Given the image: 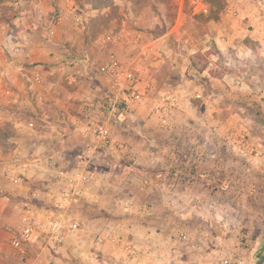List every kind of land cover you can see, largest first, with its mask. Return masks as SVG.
<instances>
[{
	"label": "rangeland",
	"instance_id": "rangeland-1",
	"mask_svg": "<svg viewBox=\"0 0 264 264\" xmlns=\"http://www.w3.org/2000/svg\"><path fill=\"white\" fill-rule=\"evenodd\" d=\"M53 1L54 0H52V4L56 2ZM225 1L227 3V6L236 4V0ZM246 1L252 4L256 0ZM106 2H109V7L106 8L107 12L104 10V8L100 9L104 7L103 5L106 4ZM205 2L208 4V12L195 15L190 0H184L183 3L180 0H125L124 6H122V4H115L116 0H101L100 4H96L98 9L86 8V5L82 7L83 12H86L90 9L94 11L91 18L95 19V21L93 20L94 25L90 26L89 24V26H85L89 29L95 28L93 29L94 33H92L91 30V36L93 34V36H95V33L99 31L100 27H104L103 29L112 28V36H106V40L111 41L112 38H116L117 36H119L122 27H125L124 33L127 36L126 38H123L125 47L128 46L126 44L128 40H132V42H135L137 41V39H140L139 36H143V38L138 41V43L140 44V42H144L150 37H160L166 32H169L170 29L174 27L173 34L172 36H170L171 38L168 41L167 46L171 50V54L176 53L177 56V60L174 59V55H172L169 59H174L171 60L172 63H175V61H177L179 67L174 68L177 63L173 65L171 63H167L166 65H164L161 70L162 74L164 75L163 80H159L160 83L157 82L156 87L154 86L151 89H143V79H140L138 72L135 73L133 71L137 80L136 87L142 91H146V96L148 97L147 100L136 104H124L116 101L115 96H113L111 92L109 84L108 91L103 96L101 106L96 107V105L90 104L86 109L82 110L84 114L83 119H85V121L87 120V123L85 126L81 127L80 130V125L76 124L73 126L71 124L70 120L67 118L66 112L62 108V104L50 106L48 104L46 105V103H43L44 106H42L41 108H37L35 106L34 103L37 102L35 98L36 94L34 96V93H36L38 86L40 89V86L44 84L42 74H40L39 72H31V69L33 70L37 63L29 64L19 61V57L16 55H19L23 51L26 52V45L21 46L19 44L20 46L15 47L19 49V52L16 53V55H14L15 53L12 50L14 47L8 48L5 46V43H7L9 39L16 44L21 42L19 41V39H16V31L14 29L18 30V25H20L18 20L21 17V14L25 7L24 0H0V35H5V30L2 28V25H8L9 31L12 30V34L15 32V37L13 38L0 39V98L5 99L4 101H8V105H10L7 106L5 117H7V119L14 120V118L17 117V112L19 111L21 117L20 119L24 124V131H20V133L23 134L18 135V140L13 137L15 132L13 131V128L10 126L9 122L6 126H4L3 129L0 130V146L1 150L5 151L4 158L0 159V179H5V176L2 175L4 169H15V175L17 176V180L15 182L16 184L12 183V186L16 188L12 189L8 185L5 194L1 193L0 190V205L1 203L5 204L6 202V206L9 207L11 205L12 207H15L16 203H23L18 205L15 211L17 210L18 213L20 212L22 214H26L27 212H29V215L33 217L38 216V211H42L44 208L42 204V198H35L30 194L31 192H27L30 189L28 188V186L31 185V188H33L32 191L38 190L42 195V193H44L46 189L48 190V185L49 187L51 185L52 188L55 189L54 191L57 196H59L58 204L53 206L51 211L57 213L58 215L64 213L63 210L68 211L67 215L64 214L63 217H61L66 229L61 244L57 246H49L47 244V241L43 238L32 244L26 245L24 247L25 253H30L33 249L36 248L38 250L44 249L48 257L53 256L55 258V256L59 255L58 257L62 259L61 257L65 252L61 253V251L68 249L66 247H68V244H70V242L81 244V238L77 236L78 234H76L80 228L77 222V220H79L77 214L78 210L87 205L86 202H89V200L92 199V193L90 192L92 191L93 177L92 175H90V170H87L88 173L86 171H81L80 173H83L84 175H86L87 173L90 179V182L84 185L85 187L83 188L84 192L87 188V198L84 200V197L82 198V195H74L72 199L71 197H69L72 200H70L72 204H66V180L61 175H59L58 178L56 177V179L52 180L53 177L51 173L54 171V169H65L68 170V173L70 175L69 169H72L73 166H76L79 163L81 164V167L79 169H82V166L83 169H99L93 167L92 165L90 166V164H88V166H85L86 157L88 161L90 156H94V154H92L88 149L85 157L79 156L80 154L78 147L82 146L83 144L79 143V146L77 147L75 139H72L73 144L70 145V147L74 149L70 151V153L65 154V156L62 153V148L64 146L62 138L64 137L63 134H65V131L63 129L75 132L76 135L81 134L87 138V142L90 141V144L93 143V145H96L95 139H99L97 137H94V135L92 134V130L94 126L99 125L109 131L111 141V144H106L102 141L97 148V151L101 152L99 156L97 154L98 162H100L102 159L105 160L103 167L108 165V159H110L111 157L113 158L109 168L105 169H177L179 175L178 180L175 177H172L174 179H172L170 183L175 185H180L182 183V185H187L188 187L194 186V184L198 181V183H203L204 185L205 183L207 184V181L211 180L212 178L211 176H208V172H206V169H214V167H216L215 165L220 166H217L215 169H239L238 172L240 174H243V176L239 178V176L230 174L229 183H237L238 179H240L239 183H243V186L245 187V196H248V198L250 196L251 197L246 202L247 207L243 208L242 213L235 214V216H228V221L229 223L231 222V225H227V228L230 229L231 226H234L233 228H231L233 231H228L229 237L227 238V240L231 239L230 242L226 244L223 241L217 239L216 244L212 241H209V244H211L213 248H217V250L219 251L225 248V251L222 250L215 254V264L219 262L220 259L222 260V258L224 257L235 258L240 262V264H255L257 261L263 258L264 172L260 176H258L259 179L254 182L253 179L255 177L244 170L264 169V136L261 135L263 138L254 140V142L253 140H251V137L254 139L255 137H257L258 133L255 134L256 131L261 134V131L258 129H262V127H260L259 124L253 127L252 130L255 131L252 132L251 130L249 131L248 129H242L235 126L231 129L236 130H232L233 132H231L230 130L229 134L225 137L222 138L220 136V138H218L217 135L216 137L219 139L218 142H220L221 145L214 141V143L209 142L208 145L205 144V146L198 149V146L200 147L203 143L200 139L196 138L195 135L193 137L194 139L191 142H187L185 144V148H182V150H180L178 146H175V143H172L169 148L172 153H175V155L172 156V158L169 157L168 164L167 162L166 164H164L163 159L159 160L158 158L153 156V159L155 158V160L152 163L151 168L143 167L142 151L140 152L139 157V161L141 160L142 163L141 165L135 158L131 159L128 157L130 156V154L128 153L129 150L126 151V153L120 151L114 153L108 150L117 149L119 147L118 145H116V142H114V139L116 138V133L120 130V127L122 125H125L124 127H127V132L130 130V128L131 132L136 131L135 126L133 125L134 119H129V117H131L135 112L134 110H132L135 109L134 107L143 106L148 108L150 110V113L159 112L162 116L160 118V124L158 125L161 132L174 131L175 127L171 122L172 118L177 119V112L179 111V109L177 108L178 102L174 92L175 88L182 83L183 84L181 86V89L183 90L184 99L187 103L192 102L194 106L197 105L201 107L203 110V112L201 110L202 114H206L207 110H210L212 113L214 111L211 106L212 103L215 102L216 104L221 105L222 100L225 101V105H232V108L234 109H228V114L216 110V114H212V116L215 115L220 119H228L230 114L235 115V113H239L241 114V116H246L248 118L258 120L261 119V116L259 115V109L256 107V104H254L255 102H253L255 94L258 90L256 88V85L252 86V83H256L253 79L254 73H256L255 64L252 63L248 66H244L243 64L239 65L237 63L235 64V61L237 60L236 53L238 52L236 46L235 48L233 46L229 48L228 55H225L227 51L223 52L225 50H223L222 48L220 50L219 44L216 41V39L218 40L219 38V35H216L219 30V28L217 27L219 24L206 21V17L210 13V5L206 0ZM120 9L122 10L120 11ZM120 13L122 14L120 15ZM59 16L60 13L52 12L51 16L48 18V22L52 21L53 23V21L56 20ZM227 30L229 31L230 29ZM45 32L48 36H42L43 42L51 37V34L48 33V31ZM97 36L98 33L96 37ZM89 40L86 39L87 43L91 42L90 44H92V41H94L93 37ZM67 47L68 46H66V48ZM59 50L63 52L61 48ZM66 51H70V49L68 48L66 49ZM138 52L139 51L135 53H137L138 55ZM214 54L216 55L215 61L213 60L214 56H212ZM66 55L68 57L67 61H65L66 65L62 64L60 67H58L57 65L55 68L62 71L65 66L74 68L82 65L88 71L89 77H83L87 79V82L90 81V77L94 79L96 74L101 71V67L103 68L108 63L107 62L100 67L93 60L84 59L83 61H81L79 59H75L73 52L69 54L66 53ZM111 58H114V56H111ZM139 59H142V57ZM182 60H185L186 62L181 63ZM230 60L232 62H230ZM210 63H213L212 67L210 66ZM215 65L216 67H214ZM213 68L215 70H212ZM224 68L230 69L228 70V73H231L229 77L233 82V88H235L234 92L230 90L231 86L229 87L226 82H223L226 79L223 73ZM103 71H101L100 73L109 76L106 71ZM190 71L193 73L191 74ZM55 74L56 72H53V75ZM192 75L193 78L191 77ZM187 76L188 78L190 77L191 79H194V81L191 82V85L184 84L185 77ZM212 77L217 82L218 78H220L219 81H222L223 79L224 80L220 83L218 82V86H214ZM59 79V76L54 77L53 84L60 85L63 80ZM62 85H66V82L64 81ZM21 86L24 87L25 92L23 96L27 99L25 101L19 94V92H22L21 90H19ZM248 86H250V88L252 86V88L256 92L252 94V90L250 89H248L250 93L246 94L245 91L243 92V89L248 88ZM162 88L167 89V91H162ZM228 91L232 95L227 94ZM164 95H171L175 99V101L172 102L173 105H171L172 109L166 116L161 109L162 105H166L164 103H167V101L163 103L161 102V99ZM157 105H160V107ZM75 113L78 114V111H75ZM192 117L194 118H191L190 121H194L195 124V118L199 117L197 114H195V107L194 116ZM164 118L166 120H164ZM187 128L189 129V132H196L195 125L194 128L191 125ZM215 129L214 133H219L217 130L215 131ZM240 129L242 131H239ZM113 130H115L116 132H114ZM34 131H37L40 135H43L42 141L39 142V144H42L43 149L38 153L30 152V149L33 146L31 147L29 145L30 142L26 143V139L32 137L30 135H32V132ZM48 131L52 132L51 137ZM112 131L115 138H113L112 136ZM180 131H182V129L177 130L178 133ZM231 133H234L236 135L246 133L250 138L251 143H249L252 145V147L258 148L259 151H263H261L262 154L259 157L263 160V164L261 166L259 163H256L251 159L244 158L246 156L241 155L234 147L229 146L226 138ZM20 138L22 142L19 141ZM76 138L78 139V136H76ZM92 139H94L95 141ZM128 146L130 148V145ZM88 147L89 146H87V148ZM112 153L114 154L112 155ZM211 160H215L214 166L212 163H210ZM26 169H33V172H35L36 174L32 175L31 173H28L29 171ZM62 172H65L67 174V171ZM222 172L223 171L220 170L219 173L216 172L215 174H212L213 178L217 179L216 182L218 180L220 181V186L223 185V182H221V178H219V176H222ZM256 173L258 174L259 172ZM172 189L174 190V187L171 188L170 192H172ZM70 201L68 200L67 202ZM131 202L127 201L121 204L123 208L121 209L126 214L122 210H120L119 212L111 211L113 213L116 212V214L112 215L114 216V220L112 221V223H110V226L113 227L111 233L118 239V242L115 243L117 247L108 245L107 247H105L106 252L107 250L108 252L103 254L101 250H98V247L92 245L88 246V252L85 255L79 253L76 248L75 252L73 254H70L69 258H65L69 261V264H92L97 263L98 259L100 264H196L194 262V233L190 232L187 240L180 241V231L184 229L186 230V227L182 226V224L176 225V227L173 228L171 227V225H169L166 228L165 233L163 234V237L167 240V243L165 244L166 248H162L163 245L161 246L160 244L157 246V248H151L150 252L152 256L142 261V259H140L139 251L135 247H141V245H138L137 243L138 237L133 236L128 238L123 234L126 231V223H128V221H133V225H135V231L131 229H129V231L135 233L136 235L142 232V223L138 222L136 220L137 218L133 220L132 216L129 214L134 210L136 211V213H139V217H143V208H134L135 203L132 200ZM110 210L111 208H107L106 213L109 214ZM218 212L220 213L221 211ZM12 214H14L13 209L12 211H9L8 218L12 217ZM168 220L169 218L167 217V221ZM187 221L188 225H191V223L194 224V216L189 220H184L183 225L186 224L187 226ZM75 223L77 224V228H71L70 225H73ZM193 224L191 225L192 227L194 226ZM105 226L109 227V223L106 222L104 224V227ZM1 228L3 229V233L5 231L7 232V228L5 230V226L4 224H2V222L0 223V229ZM180 228L183 229L180 230ZM69 230L70 232H68ZM174 231H177L178 233H172ZM3 233L0 232V264H14L11 260V255L8 250V248L11 247L9 243L10 237L9 235H5ZM107 239L109 240V238L107 237L104 242ZM90 240V242L94 244V238L91 237ZM100 242L103 241L101 240ZM126 244H130L131 246L135 247L137 254H128L125 251ZM112 248L114 249L110 250ZM235 250L239 251L237 252ZM112 251H114V255L110 254ZM229 251L232 252L230 253ZM116 252L118 253L116 254Z\"/></svg>",
	"mask_w": 264,
	"mask_h": 264
},
{
	"label": "crops",
	"instance_id": "crops-1",
	"mask_svg": "<svg viewBox=\"0 0 264 264\" xmlns=\"http://www.w3.org/2000/svg\"><path fill=\"white\" fill-rule=\"evenodd\" d=\"M180 1H182L183 3L184 0ZM53 2L55 3L52 4V0H24L25 7L23 9L21 17L18 20L20 25H18V30L14 29L16 31V39H19V41L21 42L16 44L9 39L7 43H5V46L8 48H15L20 45H26L27 51H23L25 53L22 52L19 55H16L15 53L14 55L18 56L19 61L22 63H37L33 70L31 69V72H39L40 74H42L44 84L40 86V89L38 86L36 93H34V96L36 94L35 98L37 102L34 103L35 106L37 108H41L42 106H44L43 103H46V105L48 104L50 106L62 104V108L66 112L67 118L70 120L71 124L73 126L76 124L80 125V130L81 127L85 126L87 123V120L85 121V119H83L84 114L82 110L86 109L90 104L96 105V107L101 106L103 96L108 91L110 76L100 73L101 71H103V68L101 66H103L105 63H109L111 60L116 59L119 63H121L124 69L134 71L135 73L138 72L140 79H143V89H151L154 86L156 87V83H160L159 80H163L164 75L161 72L162 67L167 63H171L172 65L177 63V61H175V63H172L171 60H177V56L176 53L171 54V50L167 46V43L171 38L170 36H172L173 34L174 27L162 36L157 38L150 37L148 40L140 42V44L138 43V41L141 40L143 36H139L140 39H137V41L135 42H132V40H128V42L126 43L128 46L125 47V42L123 41V38L127 37L124 33L125 27H122L119 36H117L116 38H112L111 41H107L106 36H112V28L103 29L104 27H100L99 31L95 33L96 35L98 33V36L96 37V35L93 36L94 34L91 36V30L92 33H94L93 29L95 28L89 29L85 27L89 26V24L90 26L94 25L93 20L95 21V19H91L92 13H94V11L90 9L86 12H83L82 7L86 5V8L98 9L96 4H100L101 0H54ZM109 2H106V4L103 5L104 7L100 9L104 8V10L106 11V8L109 7ZM259 2H262L264 5V0H256L252 4L248 3L246 0H236L235 5L227 6L225 8V10L223 11V19L221 21L210 22L219 24L217 26L219 30L216 33V35H219V38L218 40L216 39V41L219 44L220 50L222 48L223 50H225L223 52L227 51L225 55L229 54V48H231L232 46L235 48L236 46L238 52L236 53L237 60L235 61V64H243L244 66H248L252 63L255 64L256 69H254L256 71H254L256 73H254L253 79L256 83H252V86L256 85V88L258 90L255 94L253 102H255L254 104H256V107L259 109V115L261 116L260 120L241 116V114L239 113H235V115L230 114V116L228 115V119H220L215 115L212 116V114H216V110L222 113H227L228 109H234L232 108V105H225V101L222 100L221 105L216 104L215 102L212 103L211 106L214 110L212 113L210 110H207L206 114H202L203 110L201 107L197 105L194 106L192 102L187 103L184 99L183 90L181 89V86L183 84L182 83L175 88L174 92L178 102L177 108L179 109V111L177 112V119L172 118L171 122L175 127L174 131L161 132L158 125L160 124V118L162 116L159 112L150 113V110L146 107H134L135 109L132 110H134L135 112L131 117H129V119H134L133 125L135 126L136 131L131 132L130 128V130L127 132V127H124L125 125H122L123 127H120V130L116 133L115 138L113 131H116L113 130L112 136L113 138H115L114 142H116V145H118L119 147H115L117 149L108 150L114 153H117L118 151L126 153V151L129 150V158H135L141 165L143 163V167L151 168L152 163L155 160V158L153 159V156L158 158L159 160L163 159L164 164H166V162L168 164L169 157L172 158V156L175 155V153H172L169 148L172 143H175V146H178V148L182 150V148H185V144L187 142H191L194 139V135L203 143L200 147L198 146L199 149L205 146V144L208 145L209 142L214 143L215 141L220 144V142H218V138H220V136L222 138L225 137L229 134L230 130L231 132L236 130L231 129L232 127L236 126L242 129H248L249 131L251 130L252 132L255 131L252 130L253 127L259 124L260 127H262V129H258L261 131V134L256 131L255 134L258 133L257 137H255V139L251 137V140H253L254 142V140L263 138L264 10L258 5ZM124 3L125 0H116L115 4H122V6H124ZM121 10L122 9H120V11ZM52 12L60 13V16L56 20H54L53 23L52 21L48 22V18L51 16ZM121 14L122 13H120V15ZM195 14L196 13L194 12V15ZM2 28L5 30V35L1 34L2 36L0 35V39L15 37V32L12 34V30L9 31L8 25H2ZM227 29L230 30L228 31ZM45 31H48V33L51 34V37L43 42L42 36H48ZM92 37L94 40L92 41V44H90L91 42L87 43L86 39L89 40ZM66 46L68 47L66 48ZM60 48L63 52L59 50ZM68 48L71 52H73L75 59H79L81 61H83L84 59L93 60L101 67V71L98 72L94 78L95 80L90 77V81L87 82L86 78L89 77L88 71L82 65L74 68L65 66L62 71L55 68L57 65L58 67H60L62 64L64 65L65 61H67L68 57L66 53H71L70 51H66V49ZM137 51H139V56L137 55V53H135ZM172 55H174L175 58L169 59ZM111 56H114V58H111ZM140 56L142 57V59H139L141 58ZM212 56H214L213 60L215 61L216 55L214 54ZM184 62L186 61H181V63ZM230 62L232 61L230 60ZM177 67H179L178 63L174 68ZM214 67H216V65ZM212 70L215 69L213 68ZM228 70L230 69L224 68L223 73L226 79L225 81H223L224 79L222 81L226 82L229 87L231 86L230 90L234 92L235 88H233V82L229 77L231 73H228ZM191 71L190 73L192 74L193 72ZM53 72H56V74L53 75ZM56 76H59V78L63 80L60 85L53 84L54 77ZM191 77L193 78V75ZM219 79L220 78H218V82H222L219 81ZM64 81L66 82V85H62ZM193 81L194 79H191L190 77L188 78L187 76L185 77L184 84L191 85V82ZM212 81L214 86H218V82L214 78L212 79ZM252 86L251 88L250 86H248V88L243 89V92L245 91L246 94L250 93V91H248V89H250L252 90L253 94L256 91H254ZM162 89V91L164 92L167 91V89ZM19 90L22 91L19 92L21 98H23L24 101L27 100L26 97L23 96L25 92L24 87L21 86ZM227 94L232 95L229 91ZM4 100L5 99L0 98V130L3 129L4 126H6L9 122L10 126L15 132V136L13 135V137L18 140V135L23 134L20 133V131H24V124L20 119L21 117L19 111L17 112V117H15L14 120H10L5 117L7 106L10 105H8V101ZM194 107L195 114L199 116L195 118V124L194 121H190L191 118H194L192 117L194 116ZM75 111H78V114H76ZM190 125L193 128L195 125V133L194 131L189 132V129L187 127ZM178 129H182V131L178 133ZM214 129L215 131L217 130L220 134L214 133ZM63 130L65 131V134H63L64 137L62 138V141L64 142V146L62 148L63 155L65 156V154L70 153V151L74 149L70 147V145L73 144L72 141L75 139L77 147L79 146V143L83 144L82 146L78 147L80 154L79 156L85 157L88 149L92 154H94V156H90L88 161L86 157L85 166H88V164H90V166L92 165L95 168H99L83 169L82 166V170L79 169L81 167V164L79 163L78 165L73 166L72 169H69L70 175H75L77 173H80L81 171H86L88 173V171L90 170V175H92L93 177L92 191L90 192L92 193V199L89 200V202L85 201L87 205L80 208L77 214V217L79 218L77 222L80 228L76 234H78L77 236L81 238V244L70 242V244H68V247H66L68 249L61 251V253L65 252L61 257L62 259L58 257L59 255L55 256V258L53 256L48 257L44 249L38 250L37 248L33 249L34 251L32 250L30 253L26 252L25 256L22 258L19 251L14 250L12 247H9L8 250L11 255V260L14 264H69V261L65 258H69L70 254H73L76 248L79 253L85 255L88 252V246L92 245L98 247V250H101L103 254L107 253L108 250L106 252L105 247H107L108 245L117 247L115 243L118 242V239L114 237L115 235L113 236V234L111 233L113 227L110 226V223H112V221L114 220V216L112 215L123 209L121 206L122 203L127 201L131 202V200L135 203L134 208H143V217H139V213H136V211L134 210L129 214L132 216L133 220L137 218L136 220L142 223V232L136 235L135 233L129 231V229L135 231V225H133V221H128V223H126V231L123 234L128 238L133 236L138 237L137 243L138 245H141V247H135L139 251L140 259H142V261L152 256L150 252L151 248H157L159 244L161 246L163 245L162 248H166L165 244L167 243V240L163 237V234L165 233V230L169 225H171V227L173 228L176 227V225L182 224V226L186 227L187 231L184 229L180 231L179 234H186L188 238L190 232L194 233V262L196 264H215V254L222 250L225 251V248L219 251L217 250V248H213L212 245L209 244V241H212L215 244L217 242V239L223 241L226 244L230 242L231 239L227 240V238L229 237L228 231H233L231 228H233L234 226H231L230 229L227 228V225H231V222L229 223L228 221V216H235V214L242 213L243 208L247 207L246 202L251 197L250 196L248 198V196H245V187L243 186V183H239L240 179H238L237 183H229L230 174L239 176V178L243 176V174H240L238 172L239 169H215L218 165H215V160H211L210 163H212L213 166L215 165L216 167H214V169H206V172H208V176H211L212 178L211 180L207 181V184L205 183L204 185L203 183H198V181L194 184V186L190 187H188L187 185H182V183L180 185H175L171 184L170 182L172 179H174L172 177H175L178 180L179 175L177 169H105L109 168L113 158L111 157L110 159H108V165L104 167L103 165L105 163V160L102 159L101 161L99 160L100 162H98L97 157L101 152L97 151V148L102 141L94 138L96 140V145H93V143L90 144V141L87 142V138L85 136L81 134L76 135L75 132L69 130ZM239 131L242 130L240 129ZM48 132L50 133L51 137L52 132ZM136 134H138L139 136ZM217 135L218 138L216 137ZM30 136L32 137L26 139V143L30 142L29 145L31 147L33 146L30 149V152H41L43 146L41 143L39 144V142L42 141L43 135H40L39 132L34 131ZM76 136H78V139L76 138ZM228 138L229 136L226 138V140ZM19 141H21V138ZM248 142H250L249 136ZM128 145H130V148ZM87 146L89 147L87 148ZM141 151L143 154L142 163L141 160L139 161ZM4 153L5 151L1 150L0 146V159L4 158ZM114 153H112V155ZM245 156L246 157L244 158L251 159L256 163H259L260 166L263 164V160L261 158L253 157L249 151H247V154H245ZM6 170L4 169L2 174L3 176H5L6 180L3 178L0 179V190L3 194H5L8 185L12 189L16 188L12 186V183L14 184L15 182L11 181L10 179V177H13L15 180H17L15 169ZM26 170H28V173H31L32 175L36 174L35 172H33V169ZM220 170L223 171L222 176H219V178H221V182H223L222 186L219 185L220 181L218 180L216 182L217 179L213 178L212 176L213 173H219ZM244 170L255 177L253 179L254 182H256V180L259 179L258 176H260L264 172V169ZM62 171H67V174L69 175L68 170L54 169V171L51 173L53 177L52 180L56 179V177L58 178L60 172ZM256 172L259 173L257 174ZM87 173L86 175L88 176ZM31 187V185L28 186V188L30 189L27 192H31L30 194L35 198H42V204L44 206L43 210L38 211V216L35 217L44 221L49 218H57L63 222V219H61V217H63L64 214L67 215V210H63L64 213L60 215L51 211L52 207L58 204L59 199V196H57L54 191L55 189H53L51 185L50 187L48 185V190L46 189V191H44V193H42L41 195L38 190L32 191L33 188ZM173 187L174 190L172 189V192H170L171 188ZM66 190H68V188ZM87 193L88 192L86 188V191L82 195V198L84 197V200L87 198ZM68 200L70 201L71 199L69 197H66V204H72V200L70 202H67ZM20 204L23 203H16L15 207H12L11 205L8 207L6 206V202L5 204L1 203L2 206L0 205V223L2 222V224H4L5 230L8 226H17L22 216L29 215V212H27L26 214L23 213V215L20 212L18 213L17 210L15 211V209H17L18 205ZM107 208H111L109 214L106 213ZM12 209L14 210V214H12V217L8 218L9 211H12ZM111 211L116 212L113 213ZM218 211L221 212L219 213ZM193 216L194 224L191 223V225H194L193 227L191 225H188V221V227L186 226V224L183 225L184 220H189ZM167 217L169 218L168 221ZM106 222L109 223L110 228L106 226L104 227V224ZM181 229L183 228H180V230ZM0 232L3 233L2 228L0 229ZM68 232H70V230ZM172 233L178 232L174 231ZM3 234L8 235L6 231ZM91 237L94 238V244L90 242ZM107 237L113 238L114 241L107 239L104 242ZM101 240L103 242H100ZM113 249L114 248L110 250ZM113 252L114 251H112L110 254L114 255ZM229 252L231 253L232 251ZM117 253L118 252H116V254ZM97 261V263L92 264H100L99 259ZM219 262H217L216 264H219Z\"/></svg>",
	"mask_w": 264,
	"mask_h": 264
},
{
	"label": "built area",
	"instance_id": "built-area-1",
	"mask_svg": "<svg viewBox=\"0 0 264 264\" xmlns=\"http://www.w3.org/2000/svg\"><path fill=\"white\" fill-rule=\"evenodd\" d=\"M190 3L196 14H204L208 12L209 8L205 0H190ZM258 5L264 10L262 2H259ZM12 50L14 53L19 52V49L17 48H13ZM210 66L212 67L213 63H210ZM103 70L110 76V89L115 95L116 101L124 102L126 104H136L148 99L146 91H142L136 87L137 80L134 72L124 69L121 63L116 59L107 63L103 67ZM165 101H167V103H164L166 105H162L161 109L166 116L172 109L171 105H173L172 102H174L175 99L171 95H164L161 102L163 103ZM157 106L160 107V105ZM165 118L164 120H166ZM92 134L104 143L111 144L109 131L106 128L96 125L92 130ZM227 143L234 147L243 156L247 154V151H249L254 157H260L262 154L259 149L251 146L248 142V136L246 133H241L239 135L231 133L227 139ZM60 175L66 180L68 190H66L65 195L66 197H71V199L74 195H83L84 185L90 182L89 177L83 173L68 175L65 172H61ZM10 179L11 181L16 182L13 177H10ZM70 227L76 229L77 224L70 225ZM65 230L64 223L57 218H49L44 221L30 215L22 216L17 226L7 227V233L10 237V246L14 250L19 251L22 258L25 256L24 247L39 241L40 239L44 238L49 246H57L61 244ZM179 239L180 241L187 240V235L181 233ZM109 240L113 241V238L110 237ZM125 251L130 255L137 254L135 247L130 244L125 245ZM219 264H240V262L235 258L225 257L219 262Z\"/></svg>",
	"mask_w": 264,
	"mask_h": 264
},
{
	"label": "trees",
	"instance_id": "trees-1",
	"mask_svg": "<svg viewBox=\"0 0 264 264\" xmlns=\"http://www.w3.org/2000/svg\"><path fill=\"white\" fill-rule=\"evenodd\" d=\"M210 5V13L206 17V21H221L223 19V11L227 7L225 0H206ZM113 94V93H112ZM113 96H115L113 94ZM124 103V102H121ZM126 104V103H124Z\"/></svg>",
	"mask_w": 264,
	"mask_h": 264
},
{
	"label": "water",
	"instance_id": "water-1",
	"mask_svg": "<svg viewBox=\"0 0 264 264\" xmlns=\"http://www.w3.org/2000/svg\"><path fill=\"white\" fill-rule=\"evenodd\" d=\"M264 263V256L262 259H260L256 264H263Z\"/></svg>",
	"mask_w": 264,
	"mask_h": 264
}]
</instances>
